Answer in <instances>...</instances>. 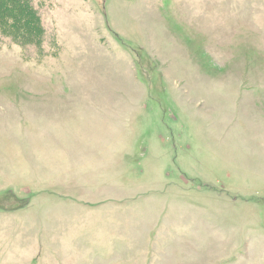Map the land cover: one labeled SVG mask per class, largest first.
Masks as SVG:
<instances>
[{
  "label": "rangeland",
  "instance_id": "rangeland-1",
  "mask_svg": "<svg viewBox=\"0 0 264 264\" xmlns=\"http://www.w3.org/2000/svg\"><path fill=\"white\" fill-rule=\"evenodd\" d=\"M31 3L0 14V264H264V0Z\"/></svg>",
  "mask_w": 264,
  "mask_h": 264
},
{
  "label": "trees",
  "instance_id": "trees-1",
  "mask_svg": "<svg viewBox=\"0 0 264 264\" xmlns=\"http://www.w3.org/2000/svg\"><path fill=\"white\" fill-rule=\"evenodd\" d=\"M8 5L9 6L13 5V7H14V5H18L20 11L22 8H24L25 11H23V13L30 17V15H29L30 10H31L30 6L32 5L31 0H0V14H5L4 16L7 19L10 18V15H11L10 13L13 9V7L8 9V7H9ZM31 17H32V15H31ZM2 30L7 31L9 33L13 32V29L11 28L8 21L5 23V26H3L2 23L0 22V31H2ZM28 30L29 29H27V31Z\"/></svg>",
  "mask_w": 264,
  "mask_h": 264
},
{
  "label": "bare ground",
  "instance_id": "bare-ground-1",
  "mask_svg": "<svg viewBox=\"0 0 264 264\" xmlns=\"http://www.w3.org/2000/svg\"><path fill=\"white\" fill-rule=\"evenodd\" d=\"M181 24H183L182 27L185 28L186 24H184V23H181ZM191 29H192V28H191ZM188 30H189V29H188ZM197 30L202 31V30L200 29V26H198ZM203 30L205 31L204 28H203ZM191 31H192V30H191ZM157 33H158V34H161V31H159V32L157 31ZM181 33L184 34L183 36H180V37H182V39L184 40V42L181 41L180 44L176 45V47L179 48V49H180V47H181V48L184 47V46H188V47H189V45H191V44L187 43V41H186L187 37H189V35H190V33H191L190 30H189V32H186V29H184V31H181ZM162 35L164 36V39H163V40H164V43L162 44V46H163V47L166 46L167 49H171L172 47L169 45V43H168V39H167V38H179L178 35H180V34H165V32H162ZM200 36H203V35H200ZM191 43H192V42H191ZM177 48H175V49H177Z\"/></svg>",
  "mask_w": 264,
  "mask_h": 264
}]
</instances>
